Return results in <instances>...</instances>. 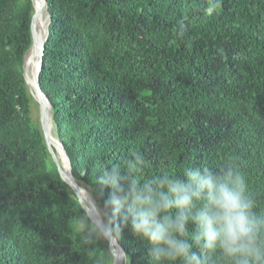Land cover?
I'll return each instance as SVG.
<instances>
[{"label":"trees","instance_id":"trees-1","mask_svg":"<svg viewBox=\"0 0 264 264\" xmlns=\"http://www.w3.org/2000/svg\"><path fill=\"white\" fill-rule=\"evenodd\" d=\"M46 2L39 83L80 187L92 197L131 150L148 162L140 179L232 160L264 211V0ZM33 12V0H0V264H91L85 211L32 118ZM117 240L128 264H151L130 226Z\"/></svg>","mask_w":264,"mask_h":264},{"label":"clouds","instance_id":"clouds-1","mask_svg":"<svg viewBox=\"0 0 264 264\" xmlns=\"http://www.w3.org/2000/svg\"><path fill=\"white\" fill-rule=\"evenodd\" d=\"M147 164L143 153L131 150L101 170L89 190L94 207L79 224L91 264H128L112 256L121 226L150 245L151 264H264V211L254 210L255 196L238 164L229 160L218 171L188 166L178 175L161 171L140 179ZM101 241L105 250L97 247Z\"/></svg>","mask_w":264,"mask_h":264},{"label":"water","instance_id":"water-1","mask_svg":"<svg viewBox=\"0 0 264 264\" xmlns=\"http://www.w3.org/2000/svg\"><path fill=\"white\" fill-rule=\"evenodd\" d=\"M34 12L31 19V38H32V51L34 50L38 55V62L36 65L35 73L33 76L32 84L27 80V66L26 62H24L23 70H24V78L25 82L30 87L36 96L37 102L40 106V128L43 133L44 141L47 147V150L58 170V173L62 180L70 187L73 194L77 198L81 208L85 212H89L93 207V199L90 197L87 192L80 187L75 181L72 175L71 161L67 156L62 144L53 136V121L51 116V104L43 93L40 83L39 76L40 71L42 69V57L44 51V44L48 37V24H49V16H48V24L45 26V29L38 37V40H35V28L38 26V22L40 23V18L42 15L43 7H45V11L47 12V2L46 0H33ZM38 24V25H37ZM112 256L117 259H125L123 255L125 254L117 239H114L111 243Z\"/></svg>","mask_w":264,"mask_h":264},{"label":"rangeland","instance_id":"rangeland-1","mask_svg":"<svg viewBox=\"0 0 264 264\" xmlns=\"http://www.w3.org/2000/svg\"><path fill=\"white\" fill-rule=\"evenodd\" d=\"M42 13L43 14L41 15L40 23L37 26V30H38V34L39 35H41L43 30L45 29V26L48 24V14H47V12L44 11ZM27 59H28L27 69H26L27 76H28V78L31 81H33V76H34L36 65H37V62H38V55L36 53H34V50L32 51V49H31L29 54L26 56L25 60H27ZM28 89H29V94H30V96L32 97V100H33L32 103H31L32 118H33V121L39 122V120H40V106H39V104L37 102L36 96L34 95L32 89L30 87H28ZM52 132H53L52 133L53 136L56 138L54 129L52 130ZM87 194L89 195L88 192H87Z\"/></svg>","mask_w":264,"mask_h":264},{"label":"bare ground","instance_id":"bare-ground-1","mask_svg":"<svg viewBox=\"0 0 264 264\" xmlns=\"http://www.w3.org/2000/svg\"><path fill=\"white\" fill-rule=\"evenodd\" d=\"M45 11V7H43V11L42 12H44ZM43 14V13H42ZM38 24H39V22H38ZM37 24V25H38ZM40 35L38 34V30H37V26H36V28H35V40H38V37H39ZM34 53H36L35 51H34ZM25 62H26V66H27V63H28V59L27 60H25ZM27 80H28V82H29V84L31 83L32 84V81L28 78V76H27ZM53 133V132H52ZM93 207H94V204H93Z\"/></svg>","mask_w":264,"mask_h":264}]
</instances>
